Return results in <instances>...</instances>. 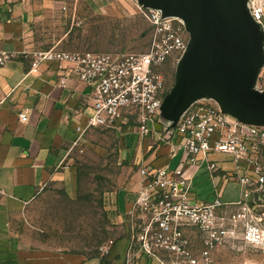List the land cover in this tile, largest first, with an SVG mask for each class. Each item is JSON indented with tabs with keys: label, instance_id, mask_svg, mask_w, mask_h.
<instances>
[{
	"label": "crops",
	"instance_id": "1",
	"mask_svg": "<svg viewBox=\"0 0 264 264\" xmlns=\"http://www.w3.org/2000/svg\"><path fill=\"white\" fill-rule=\"evenodd\" d=\"M74 16L75 10L69 7L67 0H0V51L15 55L0 67V264H155L138 251L137 244L132 257L128 256L133 238L132 224L145 222L135 209L143 184L139 173L134 175L127 188L121 187L109 197L108 220L111 226L115 222L119 230L114 241L109 240L113 241V246L106 255L98 257L80 251L22 244L13 227L42 192L49 188L65 192L74 190L77 173L71 161L78 148L91 144L96 131L114 132L119 140L120 160L128 161L138 169L168 166L173 170L183 159L182 152L171 156V145L179 142L173 134L178 117L195 105L205 103L229 113L206 87L181 98L173 97L176 69L174 82L163 94V100L169 97L168 107L158 115L157 123L149 124L148 137L140 135L137 116L133 114L125 115L114 128L90 129L79 139L77 128H84L92 114L90 89L69 73V65L60 68L55 63L42 62L36 72H31L36 53L68 48L66 42L72 38ZM242 18L247 25L243 34L244 90L256 106L262 108L264 92L260 91L259 84L264 73V30L254 23L252 28ZM160 67L155 69L156 73ZM25 111L28 121L22 123L19 114ZM250 123L264 126V118H252ZM211 159L218 164L219 172L215 175L219 179L235 169L229 156L215 154ZM260 161L264 166V148ZM206 173V169L195 173L192 201L214 200L211 179L212 188L207 194L201 186L200 193L194 188L199 176ZM232 182L239 188L237 197L223 203H234L240 198V185L237 180ZM228 183L222 182L223 197ZM186 237L192 251L198 254L202 245L197 230L187 228ZM212 257L217 259V253L214 252Z\"/></svg>",
	"mask_w": 264,
	"mask_h": 264
},
{
	"label": "built area",
	"instance_id": "2",
	"mask_svg": "<svg viewBox=\"0 0 264 264\" xmlns=\"http://www.w3.org/2000/svg\"><path fill=\"white\" fill-rule=\"evenodd\" d=\"M246 3L253 23L264 30V0ZM139 9L153 27L151 46L145 53L50 49L35 54L31 72H36L42 62L60 68L69 65V73L90 89L92 114L84 128H77L79 139L90 129L114 128L125 115L133 114L140 135L146 138L149 124L158 121L164 86L155 69L174 54L179 55V63L188 51L191 35L182 14L166 13L140 1ZM14 56L0 51V67ZM259 88L264 92V73ZM19 119L26 123L28 112L20 113ZM173 134L179 142L171 145V156L183 153L179 166L173 170L168 166L139 170L143 184L135 209L145 222L132 224L128 256L132 257L137 244L138 251L155 264H214L213 253L237 236L249 247L264 249V166L260 161L264 126L252 125L205 103L180 115ZM215 154L229 156L235 166L222 179L215 175L219 172L218 164L211 159ZM201 169H206L214 185L211 202L191 200L195 173ZM232 180L240 185V198L223 203L222 182ZM187 228L198 232L202 245L198 254L190 248ZM111 246L113 241H108L102 253L107 254Z\"/></svg>",
	"mask_w": 264,
	"mask_h": 264
},
{
	"label": "rangeland",
	"instance_id": "3",
	"mask_svg": "<svg viewBox=\"0 0 264 264\" xmlns=\"http://www.w3.org/2000/svg\"><path fill=\"white\" fill-rule=\"evenodd\" d=\"M67 3L75 10V16L72 38L66 42L65 51L145 53L149 50L153 27L142 15L139 0H67ZM240 9L252 27L246 0ZM178 58V54L172 55L157 71L163 81L162 95L174 82ZM168 100L166 96L159 116L167 109ZM71 165L77 173L74 190L49 188L42 192L13 224L14 230L19 242L29 246L80 251L98 257L106 255L101 248L109 240L114 241L119 230L115 222L111 226L108 220L109 197L121 187L127 188L140 169L120 160L119 140L114 132L99 130L89 146L76 150ZM232 181L227 182L224 197L225 190L221 192L222 202L237 197L239 188ZM194 185L198 193L200 186L206 194L212 188L207 173L199 176ZM215 253L214 264H264V249L247 246L241 236Z\"/></svg>",
	"mask_w": 264,
	"mask_h": 264
},
{
	"label": "water",
	"instance_id": "4",
	"mask_svg": "<svg viewBox=\"0 0 264 264\" xmlns=\"http://www.w3.org/2000/svg\"><path fill=\"white\" fill-rule=\"evenodd\" d=\"M139 1L187 19L191 40L178 63L173 97L206 87L225 105L228 114L248 122L264 118V106L258 108L244 90L243 34L247 25L239 8L241 0Z\"/></svg>",
	"mask_w": 264,
	"mask_h": 264
}]
</instances>
